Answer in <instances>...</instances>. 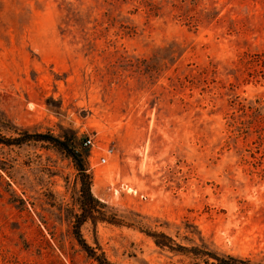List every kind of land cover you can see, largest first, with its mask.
<instances>
[{
	"label": "rangeland",
	"instance_id": "rangeland-1",
	"mask_svg": "<svg viewBox=\"0 0 264 264\" xmlns=\"http://www.w3.org/2000/svg\"><path fill=\"white\" fill-rule=\"evenodd\" d=\"M24 131L94 138L124 224L81 233L112 264H203L159 233L264 264V0H0V133ZM81 195L53 145L0 144V264H97Z\"/></svg>",
	"mask_w": 264,
	"mask_h": 264
},
{
	"label": "trees",
	"instance_id": "trees-1",
	"mask_svg": "<svg viewBox=\"0 0 264 264\" xmlns=\"http://www.w3.org/2000/svg\"><path fill=\"white\" fill-rule=\"evenodd\" d=\"M181 55V54H180ZM31 142L49 143L63 154L67 155L75 164L81 180L80 213L73 216V235L76 243L86 256L97 264H112L102 251L100 246H92L84 239L81 227L86 222H92L96 226L99 222L109 223L117 226L124 224L119 215L108 210L107 205L96 199L91 191L92 178L88 174L87 160L88 152L78 149V139L74 133L55 137L47 134H31L24 131L18 138H7L0 133V144L4 146H22ZM158 247L168 248L172 252L190 256L200 260L203 264H254L251 260L241 259L230 255H221L208 250L205 247L188 248L177 244L169 236L159 233L152 236Z\"/></svg>",
	"mask_w": 264,
	"mask_h": 264
},
{
	"label": "built area",
	"instance_id": "built-area-1",
	"mask_svg": "<svg viewBox=\"0 0 264 264\" xmlns=\"http://www.w3.org/2000/svg\"><path fill=\"white\" fill-rule=\"evenodd\" d=\"M94 144H95L94 138L93 137H88L83 142V148H85L86 150L87 149H91L92 147H94ZM112 153H113V150H111V149L108 150L107 149L106 150V154L100 158L99 163H101V164L107 163L108 156L111 155Z\"/></svg>",
	"mask_w": 264,
	"mask_h": 264
}]
</instances>
